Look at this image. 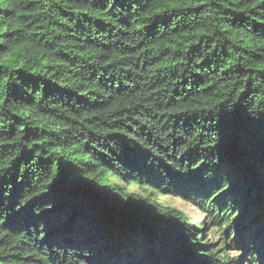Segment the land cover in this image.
<instances>
[{
  "label": "trees",
  "instance_id": "obj_1",
  "mask_svg": "<svg viewBox=\"0 0 264 264\" xmlns=\"http://www.w3.org/2000/svg\"><path fill=\"white\" fill-rule=\"evenodd\" d=\"M0 264H264V0H0Z\"/></svg>",
  "mask_w": 264,
  "mask_h": 264
},
{
  "label": "rangeland",
  "instance_id": "obj_2",
  "mask_svg": "<svg viewBox=\"0 0 264 264\" xmlns=\"http://www.w3.org/2000/svg\"><path fill=\"white\" fill-rule=\"evenodd\" d=\"M129 189L131 190H137L139 189V187H130ZM141 190V194L142 195H147L148 194V190ZM153 198H155L157 201H159L160 203H162L163 205L171 208V209H179L181 210L187 217L189 222H192L194 224H198L200 225L201 221H203V215L200 209L191 206L189 203L181 201L179 199L173 198L169 195H163V194H159V193H155L153 195ZM205 228V233H206V226ZM230 248V247H229ZM232 249V248H230ZM231 252L229 251V254Z\"/></svg>",
  "mask_w": 264,
  "mask_h": 264
}]
</instances>
